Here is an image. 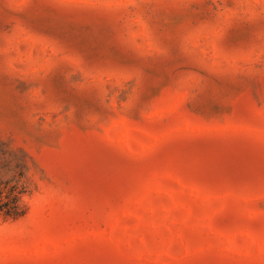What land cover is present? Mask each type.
Masks as SVG:
<instances>
[{"label":"rangeland","instance_id":"1","mask_svg":"<svg viewBox=\"0 0 264 264\" xmlns=\"http://www.w3.org/2000/svg\"><path fill=\"white\" fill-rule=\"evenodd\" d=\"M0 264H264V0H0Z\"/></svg>","mask_w":264,"mask_h":264},{"label":"trees","instance_id":"2","mask_svg":"<svg viewBox=\"0 0 264 264\" xmlns=\"http://www.w3.org/2000/svg\"><path fill=\"white\" fill-rule=\"evenodd\" d=\"M24 212L19 185L10 183V180H0V221L18 219Z\"/></svg>","mask_w":264,"mask_h":264}]
</instances>
